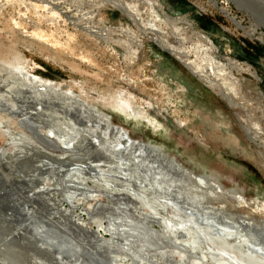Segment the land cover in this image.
<instances>
[{"label": "rangeland", "instance_id": "1", "mask_svg": "<svg viewBox=\"0 0 264 264\" xmlns=\"http://www.w3.org/2000/svg\"><path fill=\"white\" fill-rule=\"evenodd\" d=\"M228 1L264 27V0ZM153 26L160 28L170 49L151 38ZM174 42L178 46L173 49ZM0 61L9 68L0 71V122L6 127H0V148L4 149L0 155V249L6 253L0 256V264H23L31 255L36 263L24 264H194L198 257L203 264L221 261L205 245L196 220L186 217L191 221L184 226L179 218L159 214L153 198L150 205L135 195L126 176L120 177L107 166L109 161L102 157L111 152L97 141L110 143L95 117L85 118L77 106L67 108L69 112L64 98L52 91V95H37L35 77L68 92L72 88L78 98L100 107L114 123L124 126L133 139L163 147L168 156L198 174L220 177L223 185L240 189L245 201L262 206L264 213V47L249 41L242 45L187 0H0ZM137 70L141 79L136 80ZM17 75L23 76L21 85H30L23 94ZM28 76L36 80L29 81ZM143 78L153 84L150 94L133 86ZM122 90L135 95L146 112L143 117L115 107ZM224 94L231 95L236 104L231 107ZM50 107L57 108L60 116L53 109L50 117ZM186 116L189 121L183 122ZM53 139L63 150L52 145ZM77 155L84 165L61 161ZM29 160L33 169H40L24 168ZM62 163L60 170L77 168L81 173L49 178L50 171ZM118 165L124 174L131 171ZM57 180L62 183L54 190ZM32 184L43 186L44 192L37 194ZM70 204L77 206L76 217ZM59 208L70 210L63 215ZM144 213L160 215L163 222H152V226L166 229L175 244L148 233L143 227ZM77 214L92 230H101V237L94 239L90 229L79 224ZM61 240L67 246L62 247Z\"/></svg>", "mask_w": 264, "mask_h": 264}, {"label": "bare ground", "instance_id": "2", "mask_svg": "<svg viewBox=\"0 0 264 264\" xmlns=\"http://www.w3.org/2000/svg\"><path fill=\"white\" fill-rule=\"evenodd\" d=\"M38 6H40V7L42 6L44 8H47V5H38ZM51 14L53 16H55L56 12H52ZM156 23H158V21ZM159 29L160 28L153 26V28H152L153 32H150L151 38L154 41H157V43L160 44L161 46H163L165 48H169L167 43H166L165 36L162 37V35L159 34ZM202 36L208 37L207 35H202ZM177 46L178 45L176 42H174V44H172L173 49ZM140 53H141V51L139 52V54L137 56L138 60L141 57ZM173 53L176 54L175 52H173ZM81 57L84 58L85 57L84 54L81 53ZM179 57H180V59H182L186 62L184 56L183 57L179 56ZM188 67L193 69V66L190 64H188ZM140 68H141V66H140ZM7 70H9V68H7L5 65H3L2 62L0 61L1 73L6 72ZM134 71H136V70H134ZM137 72H138V70H137ZM119 73H118V75H119ZM135 75H136L135 76L136 80L141 79V73L140 72H138ZM34 77L28 76L27 78L29 79V81L32 80V82H34L36 80L35 78L38 79V82H35L36 86L34 87V89H36L35 91L37 92L36 93L37 95L38 94L42 95V96L43 95H52V93H51V91H52L55 93V95L57 94V95H60L64 98L63 103L65 104V107L67 106L65 108L66 110H68V109L72 110L74 107L77 106L76 108L79 111H81L82 114H83V112L86 114V115L83 114L85 116V118L87 116L88 117L87 119H89V118L92 119V117H95L97 119L98 126H100L103 129V130L100 129V131H103V133L105 134V137L106 136L108 137V139H107L108 143H110V144H106L107 142H105V140H101L100 142H98L99 140L97 141V143H100L99 145H101V147H103V150L107 149L108 152H111L110 155H108L109 153L105 154L108 156L102 155L103 159H107L109 161V164H107V166H110L109 167L110 169H112L113 171H116L117 174L120 175V177L124 178L126 176L125 178L128 180V182L130 181L131 183L130 182L129 183L133 185L132 189H133V192L135 193V195L137 193L138 196H142L144 199H146V201L148 200V202L151 203L150 205H153L155 203L156 204L155 208H154V206H153V208L155 210H157L156 212H158L159 214L160 213H161V215H162V213L166 214V217H168L169 219H170V216H171V218H179L184 226L185 225L188 226L187 222H189L191 220L192 221L196 220L195 223L196 222H197L196 224L199 223L198 227L201 230L200 233H202L204 235V241L206 242L205 245L207 244L208 245L207 247H209V249L214 254V256L212 255L213 258L216 261H218V259H221V261H219V264H264V213L262 212V208H261L262 206L259 205V207H258L257 206L258 204H256V203L248 204L245 201L244 196H243V192L240 189L227 188L225 185H223L220 177L212 175V174H208V173L198 174L194 170L180 165V162H178V160L176 158L168 156L162 150L163 147L161 148L158 145H155L152 142H146L145 140L137 141L136 139H133L130 136L129 132L124 128V126L114 123L112 121V116H110L104 110L100 109V107H97L96 105H92V104L84 101L83 99L78 98L77 94L72 91L73 90L72 88H70L69 92H68V91L63 90V88L59 84L55 85V84H53L52 81L45 80L43 78H38V77L34 78ZM16 78L18 80L17 85H20L19 86L20 87L19 92L22 93L25 86H30V85H27L26 83H25L26 85L25 84L21 85L23 83V76H21V75H17ZM139 82H142V83L141 84H133V86L136 87L137 89L141 90V92L144 91L148 94L153 92L154 87H153L152 82L149 79L143 78ZM155 86H157V85H155ZM154 91H156V90H154ZM24 92H27V91L25 90V91H23V93ZM120 95H121L122 99L120 98V100L115 103L116 104L115 107L117 109L124 111L128 115L133 114L135 116L143 117L142 115L145 114L146 112H144L143 109L136 103L135 95L133 93H131L127 90L126 91L122 90L120 92ZM223 97L229 103V105L231 107L234 104H236V102L233 100L231 95L224 94ZM21 98H23V96H21ZM9 99H10L9 104H11L12 100H11L10 96H9ZM13 103H15V102H13ZM3 107H6V106L3 105ZM162 107H164V106H162ZM50 108H52V107H50ZM53 109L54 108H52V110H51L52 111L51 114H49V116L52 115V118H53V114H52ZM56 109L57 108L54 109L55 110L54 112H56ZM74 113H78V112H74ZM58 114L59 113H57V117L60 116V114L59 115ZM54 116H55V114H54ZM80 116H78V117H80ZM61 117L63 118L64 116H62V114H61ZM55 118H56V116L54 117V120H55ZM81 118L84 119L83 116ZM71 119H72V117H71ZM56 120H57V118H56ZM67 120H68V118H67ZM59 121L61 122L60 119H59ZM62 121H64V120H62ZM85 121L86 120H84V122ZM89 121H91V120H89ZM94 121L95 122H92V124L95 123L93 125H96V120L94 119ZM185 121L186 122L189 121L188 116L183 117V122H185ZM60 122H59V124H60ZM64 123H65V125L67 124L66 121ZM86 123L88 124V121L85 122L84 124H86ZM70 124H73V122ZM76 124H74V126ZM39 125H41V124H39ZM0 127L3 130L6 129V127L3 126L2 122H0ZM75 127H77V126H75ZM95 127H97V126H94V128ZM100 127H98V128H100ZM79 128L81 130L83 129L81 127H79ZM88 129L86 131H88ZM97 130H99V129H97ZM89 133H90V131H89ZM104 134H102V135H104ZM102 137H104V136H102ZM46 139H48L50 141L49 137ZM51 143L57 150H59V151L63 150V148L60 147V144L55 142V140H54V142L51 141ZM101 143H104V145ZM3 150H4L3 148H0V155L2 154ZM95 150H97V149H95ZM40 151H41V149H40ZM83 151H85V150H83ZM37 153H38V151H37ZM89 153H90V151H89ZM104 153H105V151H104ZM23 155H25V154H23ZM112 155H114L115 158H113ZM48 156H50V155H48ZM33 158H32V160H33ZM80 158H82V157L78 158V155H77V158H76V156H74V157L69 156V157H63L62 160L60 158V160L61 161L72 160V161H76V163H74V162L71 163L72 165L73 164H79L78 166H80L81 164L84 165L85 162L82 160H79ZM18 159H20V158H18ZM57 159H58V157H57ZM30 160H29V162L28 161L26 162V165H25L26 167L24 166V168H27L33 172L37 171V169H40V168H38L39 166L36 168V170L33 169L32 168L33 165H31ZM44 160H46V159H44ZM47 160H49V159H47ZM51 161H52V159H51ZM51 161H49V162H51ZM70 162L71 161H69V163ZM119 162L122 164V167H124V168L126 167L128 170H131V171L126 172V174H124L119 169V167H120V165H118ZM37 165H39V163ZM21 166H22V164H21ZM89 166L91 167L90 164H89ZM63 167H64L63 163L61 165H59L58 167H54L50 171L52 175L50 174L49 178H51V179L54 178L53 175L56 176V174H57L58 178H59L58 174H60L61 177H64V174L66 172H69V174L70 175L72 174L73 176L76 173H81V172L76 171L77 168H75V169L73 168V170L70 169V171L64 172V171L60 170ZM49 169H50V167H49ZM49 169L47 168V170H49ZM78 169L80 170V167ZM84 170L86 171L85 166H84ZM45 171H46V169H45ZM90 171H92V170H90ZM46 173H47V171H46ZM88 174H89V172H88ZM29 175H32V174H29ZM45 175H42V176H45ZM33 177H35V176L33 175ZM36 177H37V175H36ZM37 179H38V177H37ZM32 180H34V179H32ZM41 180H45V179L42 178ZM58 180H57V183L53 184V186L61 185L62 182H59ZM60 180H62V179H60ZM35 182H36V180H35ZM40 182L43 183V181H40ZM28 183H30V182H28ZM32 183H33V181H32ZM138 183H139V185H138ZM136 185L139 186L140 188H138ZM30 186H32L31 187L32 189L38 190L37 194L44 192V189L42 188L43 186L41 187L39 184L38 185L32 184ZM21 187H19V188L21 189ZM0 189L3 190V188H0ZM53 189L56 190L57 187L53 188ZM20 191H22V190H20ZM151 198H153L154 203L151 201ZM2 199H5V198H2ZM139 199L140 198H138V200ZM186 204L188 207L186 206ZM25 205H26V203H25ZM57 205L60 206V204H57ZM69 206H70L69 208L71 209V212L76 217V213L74 212V210H76L77 206L75 204L74 205L70 204ZM187 208L190 210H188ZM59 209L61 210V213H63V215H64V213L68 212V210H70L67 208H65V210H62L61 208H59ZM197 209H199V210H197ZM30 210H31V208H30ZM136 210H138V209H136ZM195 210H197L198 212H196ZM77 216L80 217L78 220L79 224L82 225L83 227L90 229V231L89 230L88 231L91 233V235L94 239L99 238V236L101 237V235H100L102 232L101 230H100V233L92 230L90 223L85 221L81 215L77 214ZM4 217H7V215ZM186 217H189L192 219L190 220V219H187ZM47 219H48V217H47ZM75 221L77 222L76 219H75ZM167 221H169V220H167ZM152 222H157V224L158 223L160 224L163 221H161L160 215L153 216L151 214H147L144 218V223H143L144 229L146 231H148V233H150L153 237H155L161 241L167 242V243L168 242L172 243L173 241L169 239V236L166 233V229L164 230L162 228L163 230H158L154 226H152ZM171 225H172V223H171ZM195 226H194V228H195ZM20 227H22V224ZM159 227H161V226L159 225ZM141 228H142V226H141ZM179 229H180V227H179ZM42 230H44V229H42ZM45 230L49 231L47 229H45ZM106 230H109V229L106 228ZM196 231H197V229H196ZM188 233H190V232H187L186 234H188ZM194 233H195V231H194ZM177 235H179V234H177ZM183 237H184V235H183ZM200 237H201V235H200ZM51 238L57 239L58 237H53L51 235ZM198 239H200V238H198ZM61 242L63 243V244H61L62 247L64 246V244L67 246V244L65 242H63L62 240H61ZM173 244H175V243L173 242ZM180 245L182 246V244H180ZM180 245H179V247H181ZM0 246H1V244H0ZM95 246L100 247V248L103 247L101 244H97ZM168 246H169V244H168ZM182 247H184V246H182ZM60 249H61V247H60ZM58 250H59V248H58ZM4 254H6L4 252V250L0 249V256H2ZM36 255H38V254H36ZM31 257H32V255H31ZM90 257H91V255H90ZM204 259H206V257H204ZM24 263L25 262H23V264ZM95 263H97V261ZM98 264H99V262H98ZM194 264H203V259L201 257H198L197 261H195ZM214 264H216V262Z\"/></svg>", "mask_w": 264, "mask_h": 264}, {"label": "built area", "instance_id": "3", "mask_svg": "<svg viewBox=\"0 0 264 264\" xmlns=\"http://www.w3.org/2000/svg\"><path fill=\"white\" fill-rule=\"evenodd\" d=\"M187 1L197 9L200 15L211 18L222 29L231 32L242 45L245 46L246 41H249L264 47V27L236 11L228 0ZM222 17L223 20L220 21ZM199 33L207 35L204 31Z\"/></svg>", "mask_w": 264, "mask_h": 264}, {"label": "water", "instance_id": "4", "mask_svg": "<svg viewBox=\"0 0 264 264\" xmlns=\"http://www.w3.org/2000/svg\"><path fill=\"white\" fill-rule=\"evenodd\" d=\"M27 261H30V262H35L36 263V260L35 258L33 257H30V256H26L25 259H23L21 262H27Z\"/></svg>", "mask_w": 264, "mask_h": 264}]
</instances>
